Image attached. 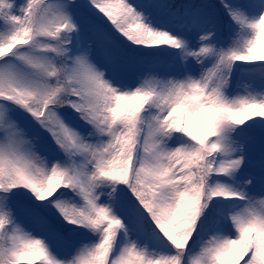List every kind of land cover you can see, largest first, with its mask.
I'll use <instances>...</instances> for the list:
<instances>
[{
  "label": "snow or ice",
  "instance_id": "1",
  "mask_svg": "<svg viewBox=\"0 0 264 264\" xmlns=\"http://www.w3.org/2000/svg\"><path fill=\"white\" fill-rule=\"evenodd\" d=\"M264 264V0H0V264Z\"/></svg>",
  "mask_w": 264,
  "mask_h": 264
},
{
  "label": "trees",
  "instance_id": "2",
  "mask_svg": "<svg viewBox=\"0 0 264 264\" xmlns=\"http://www.w3.org/2000/svg\"><path fill=\"white\" fill-rule=\"evenodd\" d=\"M34 264H38V261H34Z\"/></svg>",
  "mask_w": 264,
  "mask_h": 264
}]
</instances>
